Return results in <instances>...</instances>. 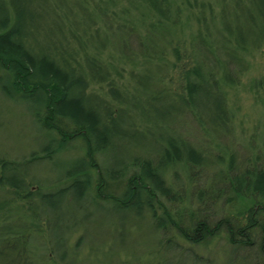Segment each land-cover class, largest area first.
I'll return each instance as SVG.
<instances>
[{
    "label": "trees",
    "instance_id": "1",
    "mask_svg": "<svg viewBox=\"0 0 264 264\" xmlns=\"http://www.w3.org/2000/svg\"><path fill=\"white\" fill-rule=\"evenodd\" d=\"M219 1L0 0V90L11 99H34L37 106L31 114L48 135L46 144L22 159L0 156L2 264H49L46 250L31 248L35 235L42 234L43 223H49L57 201L80 204L88 198L94 204H111L139 216L146 211L158 227L166 228L169 220L193 243L225 229L232 244L253 247L256 234L261 236L258 248L264 252V155L255 146L250 147L249 157L240 160L232 153L227 165L221 166L220 155L218 160L212 159L211 151L195 146L181 129L174 128L179 140H160L159 147L147 152L138 149L123 164L116 160L115 167L107 168L101 161L109 149L121 146L126 153L136 149L131 147L135 121L124 119L129 121L120 130L110 122L120 114L127 115L129 107L158 98L148 94L142 99L132 92V83L148 87L150 74L145 65L155 59L167 67L163 76H156V86L163 87L157 94L170 92L174 109L186 118L184 123L192 115L209 137L218 139L231 131L235 114L227 89L240 83L250 67L249 56L264 46V0H251L257 18L250 16L254 31H236L235 37L231 30H226L227 35L211 30ZM189 7L196 9L189 12L197 18L194 31L183 20ZM75 15L78 19H71ZM40 16L45 25L39 22ZM42 31L45 38L40 42ZM114 43L122 49L118 61L133 65L127 84L114 76L122 73L103 56L108 44ZM157 46L160 50L153 51ZM200 51H204L203 57ZM174 70L181 78L177 87H170L164 76H171ZM252 88L264 90V75L253 80ZM157 117L149 116L147 122ZM70 148L80 158L56 185L31 189V166ZM217 164L208 186L197 190L195 208L177 207L175 217L167 201L179 202L180 193L169 183L167 170L177 166L172 169L179 186L183 185L182 169L193 180L197 169L204 172ZM42 200L55 206L39 210L37 202ZM223 204L230 205L233 212L216 217ZM183 210L189 212L188 217Z\"/></svg>",
    "mask_w": 264,
    "mask_h": 264
},
{
    "label": "rangeland",
    "instance_id": "2",
    "mask_svg": "<svg viewBox=\"0 0 264 264\" xmlns=\"http://www.w3.org/2000/svg\"><path fill=\"white\" fill-rule=\"evenodd\" d=\"M192 4L194 5V2ZM189 8L186 9L183 20L191 23V30L194 31L197 27V18L194 13L189 12H195L196 9ZM252 9L253 2L251 0H220L217 17L215 23H212L211 30L220 35H227L226 30H231L234 37L236 31H243L244 33L248 31L250 34L254 31L250 16L256 18ZM71 19H78V16H72ZM39 22L45 25L41 16ZM44 38L45 31H42L38 39L43 42ZM108 45L103 56L106 61L116 64L122 76L117 73H114V76L121 83L127 84L133 65L118 61V58L122 56L120 44ZM75 46L73 44V47ZM229 46L233 48L232 45ZM152 50L159 51L160 47L157 46ZM111 54H114L116 58ZM200 54L202 57L205 55L204 51H200ZM169 58L173 59L174 57L170 55ZM249 61L250 67L242 75L240 83L227 89L228 103L234 111L235 120L231 131L219 139L209 137L206 130L192 115L184 123L186 118L178 115L174 109L173 106H176V103L169 91L157 94V90L161 86H156V76H163L167 67L156 59L149 61L145 65L150 74L148 87L143 88L132 83V92L142 99L147 98L148 94H155L158 98L154 101H144L139 107L131 106L127 115L120 114L110 122L113 128L120 130L129 121L125 122L124 119L132 118L137 127L135 132L132 131L135 144L131 147H137L134 150L131 148V151L127 153L121 146L117 149L116 147L109 149L101 156L103 164L107 168L115 167L116 160L121 165L125 161V157L138 149L147 152L159 147L160 140L168 141L169 138L179 140L180 134L175 132L174 128L181 129L183 137L195 146L211 151L210 157L212 159L218 160V155H220V158H223L221 166L227 165L232 153H235L240 160L249 157L252 154L250 151L252 146H255V150L264 155V90L256 92L252 88L253 80L264 75V46L249 56ZM171 73V76H164L165 83L167 86L177 87L181 76H178L175 70ZM161 88L163 89V87ZM33 100L11 99L0 90V156L6 155L9 159H22L32 150L38 149L48 142L47 133L38 126L31 114V111L37 106ZM152 110L160 116L157 117L155 113H152ZM149 116L157 117V120L152 119V122H147ZM211 138L214 139V142ZM80 150L77 151L83 152ZM78 156L74 149L70 148L66 152L56 155L52 160L33 164L29 172V175L34 179L33 183L30 184L31 189H37L41 186L44 188L55 186L56 180L62 177L66 169L80 158ZM214 166L204 172H198V169H195L193 180H188L187 173L181 166L180 174L184 178L182 177L183 185L179 186L172 169L173 167L177 168V166H171L167 170L166 176L169 183L173 184L175 192L180 193L179 202L170 204L167 201V205L169 204V208L175 217L177 207L185 209L189 205L190 208H195L198 204L197 190L200 187L208 186V180L216 173L219 164ZM37 203L39 210H42L44 206H55L48 200ZM223 207H219V213L216 217L229 215L231 214L230 211L233 212L230 205L223 204ZM239 207L242 209L241 203ZM55 210H53L54 213L51 215L49 223H45V225L43 223L44 230L41 231L40 229L42 234L35 235V244L33 241L31 246L32 249L40 248L42 252L46 250V261L49 264L264 263V252L262 253L258 248L261 244V236L256 234L254 235L253 247L232 244L228 240L225 229L198 244L183 238L169 220L166 221V228L156 226L154 219L146 211L143 216H139L121 208L115 209L111 204L103 202L94 204L89 198L80 204L68 200L57 201ZM183 213H187L186 217H188V211L183 210ZM79 239H81L80 243L78 242ZM0 264H2L1 259Z\"/></svg>",
    "mask_w": 264,
    "mask_h": 264
}]
</instances>
